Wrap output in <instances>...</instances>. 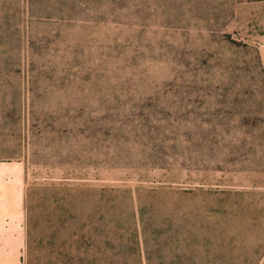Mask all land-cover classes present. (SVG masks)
<instances>
[{
  "label": "rangeland",
  "instance_id": "374dc122",
  "mask_svg": "<svg viewBox=\"0 0 264 264\" xmlns=\"http://www.w3.org/2000/svg\"><path fill=\"white\" fill-rule=\"evenodd\" d=\"M0 160L25 264H264V0H0Z\"/></svg>",
  "mask_w": 264,
  "mask_h": 264
},
{
  "label": "crops",
  "instance_id": "0c3cea01",
  "mask_svg": "<svg viewBox=\"0 0 264 264\" xmlns=\"http://www.w3.org/2000/svg\"><path fill=\"white\" fill-rule=\"evenodd\" d=\"M27 238L25 166L0 160V264H25Z\"/></svg>",
  "mask_w": 264,
  "mask_h": 264
}]
</instances>
